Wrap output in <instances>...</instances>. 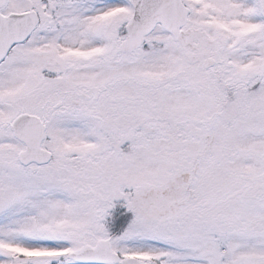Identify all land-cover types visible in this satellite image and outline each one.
<instances>
[{
  "label": "snow or ice",
  "instance_id": "1",
  "mask_svg": "<svg viewBox=\"0 0 264 264\" xmlns=\"http://www.w3.org/2000/svg\"><path fill=\"white\" fill-rule=\"evenodd\" d=\"M0 264H264V0H0Z\"/></svg>",
  "mask_w": 264,
  "mask_h": 264
}]
</instances>
